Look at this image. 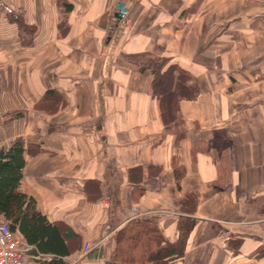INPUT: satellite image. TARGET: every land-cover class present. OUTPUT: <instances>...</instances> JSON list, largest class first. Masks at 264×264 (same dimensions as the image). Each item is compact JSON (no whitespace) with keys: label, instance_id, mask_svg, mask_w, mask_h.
I'll list each match as a JSON object with an SVG mask.
<instances>
[{"label":"crops","instance_id":"obj_1","mask_svg":"<svg viewBox=\"0 0 264 264\" xmlns=\"http://www.w3.org/2000/svg\"><path fill=\"white\" fill-rule=\"evenodd\" d=\"M139 54L196 80L175 116ZM0 65V152L21 140L66 264H109L135 221L183 238L170 264H264V0H0Z\"/></svg>","mask_w":264,"mask_h":264},{"label":"trees","instance_id":"obj_2","mask_svg":"<svg viewBox=\"0 0 264 264\" xmlns=\"http://www.w3.org/2000/svg\"><path fill=\"white\" fill-rule=\"evenodd\" d=\"M127 59L140 72L152 74V92L160 100L166 120L169 115L175 116L179 99L196 95V80L174 65L165 67L167 60L149 54ZM174 79L176 86L172 89ZM22 154L21 140L8 151L0 152V217L12 232L20 234L23 246L33 248L30 252L34 256L38 259L51 256L41 264H66L62 259L68 255L64 235L36 211L33 199L19 190L24 166ZM182 241L180 237L175 244H170L151 222L135 221L116 236L109 264H170L181 256Z\"/></svg>","mask_w":264,"mask_h":264},{"label":"built area","instance_id":"obj_3","mask_svg":"<svg viewBox=\"0 0 264 264\" xmlns=\"http://www.w3.org/2000/svg\"><path fill=\"white\" fill-rule=\"evenodd\" d=\"M3 68L0 65V78ZM89 245L84 246V251ZM0 264H27L24 260V250L20 241L14 236L7 223L0 218Z\"/></svg>","mask_w":264,"mask_h":264},{"label":"water","instance_id":"obj_4","mask_svg":"<svg viewBox=\"0 0 264 264\" xmlns=\"http://www.w3.org/2000/svg\"><path fill=\"white\" fill-rule=\"evenodd\" d=\"M117 12L114 14V18L118 21H120L126 14V10L124 8V4L123 3H119L116 6Z\"/></svg>","mask_w":264,"mask_h":264}]
</instances>
